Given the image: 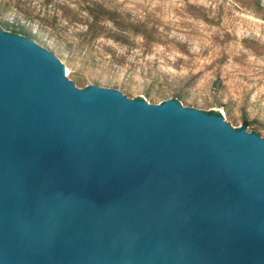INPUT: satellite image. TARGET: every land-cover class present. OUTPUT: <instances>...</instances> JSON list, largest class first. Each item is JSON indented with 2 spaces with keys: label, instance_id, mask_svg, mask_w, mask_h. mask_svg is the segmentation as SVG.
<instances>
[{
  "label": "water",
  "instance_id": "water-1",
  "mask_svg": "<svg viewBox=\"0 0 264 264\" xmlns=\"http://www.w3.org/2000/svg\"><path fill=\"white\" fill-rule=\"evenodd\" d=\"M79 53L0 14V264H264V135Z\"/></svg>",
  "mask_w": 264,
  "mask_h": 264
},
{
  "label": "rangeland",
  "instance_id": "rangeland-1",
  "mask_svg": "<svg viewBox=\"0 0 264 264\" xmlns=\"http://www.w3.org/2000/svg\"><path fill=\"white\" fill-rule=\"evenodd\" d=\"M1 13L137 79L140 101L181 92L180 104L264 135V0H0Z\"/></svg>",
  "mask_w": 264,
  "mask_h": 264
},
{
  "label": "trees",
  "instance_id": "trees-1",
  "mask_svg": "<svg viewBox=\"0 0 264 264\" xmlns=\"http://www.w3.org/2000/svg\"><path fill=\"white\" fill-rule=\"evenodd\" d=\"M262 19L264 20V16L262 17ZM1 25H2L4 30H6L12 34L19 35V36H22V37H25L28 39L32 38V35L23 26L9 25V24H5V23H3ZM173 99L178 101V102H184V100H185L184 95L181 92L175 93L173 95ZM217 115H220V114L217 113Z\"/></svg>",
  "mask_w": 264,
  "mask_h": 264
}]
</instances>
